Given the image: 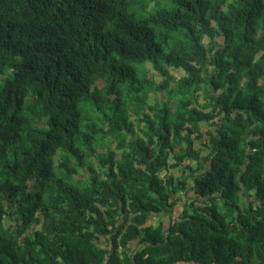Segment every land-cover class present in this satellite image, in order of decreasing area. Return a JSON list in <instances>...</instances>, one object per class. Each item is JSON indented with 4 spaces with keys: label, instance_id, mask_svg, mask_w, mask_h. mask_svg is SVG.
I'll list each match as a JSON object with an SVG mask.
<instances>
[{
    "label": "trees",
    "instance_id": "obj_1",
    "mask_svg": "<svg viewBox=\"0 0 264 264\" xmlns=\"http://www.w3.org/2000/svg\"><path fill=\"white\" fill-rule=\"evenodd\" d=\"M191 263L264 264V0H0V264Z\"/></svg>",
    "mask_w": 264,
    "mask_h": 264
},
{
    "label": "rangeland",
    "instance_id": "obj_2",
    "mask_svg": "<svg viewBox=\"0 0 264 264\" xmlns=\"http://www.w3.org/2000/svg\"><path fill=\"white\" fill-rule=\"evenodd\" d=\"M173 73H174L175 75H177L178 77H180V76H182V75L185 74V72H184L183 70H174ZM1 79H2V78H1ZM137 128H138V129L140 128V127H139V124H137ZM190 194L193 195L192 192H191ZM183 198H184V197H183Z\"/></svg>",
    "mask_w": 264,
    "mask_h": 264
},
{
    "label": "built area",
    "instance_id": "obj_3",
    "mask_svg": "<svg viewBox=\"0 0 264 264\" xmlns=\"http://www.w3.org/2000/svg\"><path fill=\"white\" fill-rule=\"evenodd\" d=\"M191 264H193V263H191Z\"/></svg>",
    "mask_w": 264,
    "mask_h": 264
}]
</instances>
